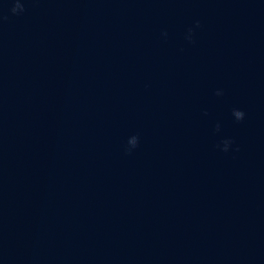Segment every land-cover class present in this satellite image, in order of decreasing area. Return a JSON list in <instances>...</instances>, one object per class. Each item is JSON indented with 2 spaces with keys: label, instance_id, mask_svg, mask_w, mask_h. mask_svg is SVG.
<instances>
[{
  "label": "water",
  "instance_id": "1",
  "mask_svg": "<svg viewBox=\"0 0 264 264\" xmlns=\"http://www.w3.org/2000/svg\"><path fill=\"white\" fill-rule=\"evenodd\" d=\"M15 2L0 264H264V0Z\"/></svg>",
  "mask_w": 264,
  "mask_h": 264
},
{
  "label": "clouds",
  "instance_id": "2",
  "mask_svg": "<svg viewBox=\"0 0 264 264\" xmlns=\"http://www.w3.org/2000/svg\"><path fill=\"white\" fill-rule=\"evenodd\" d=\"M23 10H24L23 6L18 2V0H17V2H15L14 7H12V9H11L13 14L17 13L18 11L22 12Z\"/></svg>",
  "mask_w": 264,
  "mask_h": 264
}]
</instances>
